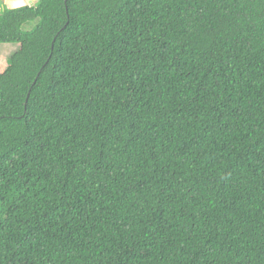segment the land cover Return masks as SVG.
I'll return each mask as SVG.
<instances>
[{
	"label": "trees",
	"instance_id": "1",
	"mask_svg": "<svg viewBox=\"0 0 264 264\" xmlns=\"http://www.w3.org/2000/svg\"><path fill=\"white\" fill-rule=\"evenodd\" d=\"M0 43V264H264V0L0 4Z\"/></svg>",
	"mask_w": 264,
	"mask_h": 264
},
{
	"label": "rangeland",
	"instance_id": "2",
	"mask_svg": "<svg viewBox=\"0 0 264 264\" xmlns=\"http://www.w3.org/2000/svg\"><path fill=\"white\" fill-rule=\"evenodd\" d=\"M0 4H5L6 7L9 6V8L12 7H17L23 4H34L37 0H6V2H4L5 0H0ZM27 28V27H25ZM18 48L17 44H4V43H0V63H3L6 61L7 57L13 53L16 49Z\"/></svg>",
	"mask_w": 264,
	"mask_h": 264
},
{
	"label": "crops",
	"instance_id": "3",
	"mask_svg": "<svg viewBox=\"0 0 264 264\" xmlns=\"http://www.w3.org/2000/svg\"><path fill=\"white\" fill-rule=\"evenodd\" d=\"M9 1H11V0H9ZM4 2H6V0L4 1ZM2 5H5V4H2ZM9 7V6H8ZM3 63H0V65H2Z\"/></svg>",
	"mask_w": 264,
	"mask_h": 264
}]
</instances>
